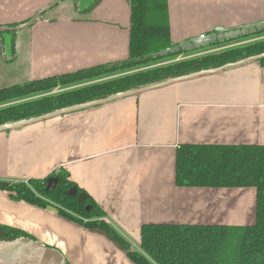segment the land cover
Segmentation results:
<instances>
[{
  "label": "crops",
  "instance_id": "1",
  "mask_svg": "<svg viewBox=\"0 0 264 264\" xmlns=\"http://www.w3.org/2000/svg\"><path fill=\"white\" fill-rule=\"evenodd\" d=\"M53 1L0 0V27L31 20ZM168 1L174 45L210 34L216 27L264 21L210 25L214 16L197 12L202 0H185V5L181 0L184 25H172L176 1ZM250 4L247 0L249 11ZM77 10L80 16L41 18L30 28L21 41L29 47L28 54L17 49L11 63L19 54L29 57L30 66L15 73L17 79L29 74L39 80L129 57L128 0H102L88 15ZM176 28L200 32L178 39ZM184 144L264 145V68L258 62L1 132L0 181L28 182L66 170L106 212L105 221L138 251L146 224L255 223L254 188L177 186L176 157ZM0 223L59 250L69 264H134L102 232L65 221L54 207L15 201L5 191H0Z\"/></svg>",
  "mask_w": 264,
  "mask_h": 264
},
{
  "label": "trees",
  "instance_id": "2",
  "mask_svg": "<svg viewBox=\"0 0 264 264\" xmlns=\"http://www.w3.org/2000/svg\"><path fill=\"white\" fill-rule=\"evenodd\" d=\"M128 1L131 25L130 50L126 60L1 88L0 126L264 54V40L259 37L264 35L262 32L241 38L251 41L248 45L217 53H200L196 57L192 55L168 62L165 66L155 65L148 70L121 74L163 59H154L152 55L174 46L168 0ZM101 2L95 0L80 13L91 14ZM12 45V57L4 60L7 64L17 58L16 43L13 41ZM257 62L264 68V59ZM175 176L179 187L254 188L257 192L255 223L247 226L146 224L141 229V251H138L105 221L106 212L70 179L66 170L60 169L48 178L28 182L0 181V191L8 192L13 200L31 206L42 209L55 207L60 216L72 223L104 233L127 253L134 264H264V145H181L177 151ZM52 177L58 178L59 182L48 193V179ZM72 188H76L79 194H87L85 202L69 196ZM88 206L91 207L89 212L86 210ZM20 238L35 240L23 230L0 223V244Z\"/></svg>",
  "mask_w": 264,
  "mask_h": 264
},
{
  "label": "water",
  "instance_id": "3",
  "mask_svg": "<svg viewBox=\"0 0 264 264\" xmlns=\"http://www.w3.org/2000/svg\"><path fill=\"white\" fill-rule=\"evenodd\" d=\"M62 1H65V0H55L53 3H51L50 5H48L41 11H39L36 15H34V17L28 23L23 24L24 26L16 27V28H10V26L0 27V34L3 32H19V31L26 30V29L33 27L35 23L45 13L53 9L55 6L60 4ZM262 32H264V21L247 24L244 26L236 27V28L220 27L210 34H201L187 41L185 40L182 43L176 44L168 49H165L156 54H153L152 57L154 59H157L159 57L165 58V57H168L169 55H174L180 52L199 51V50L207 49L209 47L216 46L217 44H225V43L239 40L244 37L254 36ZM260 59H264V54L260 56L247 58L237 63L228 64V65H225L217 69L200 71V72L193 73V74H190L184 77L170 79L163 83L150 85V86H147L141 89L128 91L125 93H118V94L112 95L105 99L96 100V101L87 102L84 104L75 105V106L68 107V108L59 109L54 112L45 114L43 116L2 125L0 126V133L11 131V130H16V129H21L23 127H27V126H30V125H33L39 122H43V121H46L52 118L65 115V114L81 111V110L87 109L89 107L97 106V105H102V104L108 103L113 100L122 99V98L133 96V95H138L143 92L162 88V87L175 84L178 82L187 81V80L205 76V75L217 74L229 68L243 66L245 64H249L252 62H257ZM58 182L59 180L56 177L49 178L46 191L48 193H51L57 187ZM68 194L71 197H76L78 201L81 203L85 202V200L87 199V194L86 193L79 194L76 188H72ZM86 210L89 212L91 210V207L90 206L86 207ZM0 264H68V261L59 250L49 247L41 241H36L31 238H20V239H17L9 243L0 244Z\"/></svg>",
  "mask_w": 264,
  "mask_h": 264
},
{
  "label": "rangeland",
  "instance_id": "4",
  "mask_svg": "<svg viewBox=\"0 0 264 264\" xmlns=\"http://www.w3.org/2000/svg\"><path fill=\"white\" fill-rule=\"evenodd\" d=\"M175 1L176 4L175 6L172 7V14H173L172 25H184L181 20L182 12L181 14L179 13V8L181 7L182 1L181 0H179V2H177L178 0ZM94 2L95 0H65L62 1L60 4H58L57 6H55L50 11H48L47 13H45L41 18L47 20L53 18L64 19V18L77 17L80 16V14H78L77 12V7L79 8V11H84L85 9L89 8ZM197 4L200 5L198 7L197 12L198 13L202 12L205 18L207 16H214L213 19L208 20L210 25L213 24L231 25L233 23H237V21H240L241 23L244 21L246 22L249 20L254 21L256 19L264 18V0H251L250 11L248 9L249 6L247 5V0H202L201 3H197ZM182 5H185V0H183ZM75 11L77 14L74 13ZM21 26L24 25H19L16 27H21ZM16 27H10V28H16ZM217 28L220 27H216L214 28V30H216ZM29 30L30 28L19 32H3L0 34V73L2 74V76L0 77V88L12 86L15 84H24L25 82H29L30 80L34 79L30 77L29 74H27V77L23 79H17L14 76L15 73L24 71L30 66V63H28L29 57L27 55L24 57L25 58L24 59L23 56L19 54L18 56L19 59L15 64H6L3 62L4 59L6 58L10 59L12 57L13 41L14 42L17 41V43L19 44L16 47L20 51V53L22 52L23 55L28 54L29 47L25 43H22L21 41L26 37L27 33H29L28 32ZM175 31L176 33L174 34L178 39L184 36L185 34H193L200 32V31L188 32L178 28H176ZM259 37L264 40V35H261ZM2 40H4L3 44L1 43L3 42ZM247 40L248 39H240V40L232 41L229 43L221 44L220 46H213L207 49H203L201 50V52L206 53L204 51L211 50L212 53H217V52L225 51L226 49L230 50L229 48H231L233 44H238V46H243L251 43V41H247ZM182 42L184 41H181L180 43ZM199 52L200 51L185 52L183 55L171 56L168 58H163L161 60L152 61L144 65H139L129 71L120 72V73L128 74L127 72L148 70L149 68H152L155 65L165 66L169 64L168 62L173 63L175 60L178 61V59H180L181 57L196 55ZM23 59L24 61H22ZM22 73L23 72H21V74ZM102 80L100 82H104ZM62 218L65 221L72 223L69 219L65 217ZM31 237L35 239V237L33 236ZM35 240L38 241L37 239Z\"/></svg>",
  "mask_w": 264,
  "mask_h": 264
}]
</instances>
